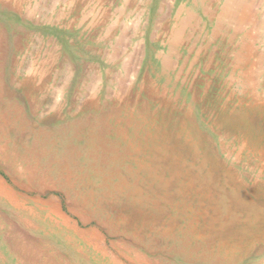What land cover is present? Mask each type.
Wrapping results in <instances>:
<instances>
[{
	"label": "rangeland",
	"instance_id": "1",
	"mask_svg": "<svg viewBox=\"0 0 264 264\" xmlns=\"http://www.w3.org/2000/svg\"><path fill=\"white\" fill-rule=\"evenodd\" d=\"M224 1L0 0V264H264V0Z\"/></svg>",
	"mask_w": 264,
	"mask_h": 264
},
{
	"label": "bare ground",
	"instance_id": "2",
	"mask_svg": "<svg viewBox=\"0 0 264 264\" xmlns=\"http://www.w3.org/2000/svg\"><path fill=\"white\" fill-rule=\"evenodd\" d=\"M128 1V0H127ZM203 0H201V2H202ZM252 1V0H251ZM250 0H226V1H224L225 2V4H224V6H223V8H222V10L221 11H223V13L224 14H226V15H229V14H231V13H239V16H240V19H241V21H246V19H247V17H248V15L249 14H252V12H253V3H250L251 2ZM159 2V1H158ZM262 2V1H261ZM150 4V3H149ZM202 4V3H201ZM149 6V5H148ZM203 6V5H202ZM205 6V5H204ZM220 6V5H219ZM204 8V7H203ZM179 10V9H178ZM204 10V9H203ZM255 10V9H254ZM208 11V10H207ZM206 11V12H207ZM209 13H212V11L209 9ZM260 11V10H259ZM162 12V11H161ZM178 12V11H177ZM176 12V13H177ZM202 12V11H201ZM257 12V11H256ZM193 13V12H192ZM191 12H189L188 14H192ZM255 13V12H254ZM187 14V13H186ZM220 14V13H219ZM222 14V13H221ZM157 15V14H156ZM225 15V16H226ZM163 16V15H162ZM189 16V15H188ZM209 16V15H208ZM254 16V15H253ZM187 17V16H186ZM192 17V16H191ZM195 17H197V15L195 16ZM219 17V16H218ZM221 17V16H220ZM219 17V18H220ZM255 17V16H254ZM178 18V17H177ZM184 19H185V17H183ZM232 18H234L233 16H232ZM188 19V18H187ZM190 19V18H189ZM236 18H234V20H235ZM248 19H251V17L249 16V18ZM253 19V18H252ZM159 21H160V19H158ZM157 20V21H158ZM229 20H230V18H229ZM237 20V19H236ZM182 21V20H181ZM240 21V20H239ZM240 21V22H241ZM249 21V20H248ZM218 22H219V20H218ZM217 22V23H218ZM227 23H228V20L226 21ZM230 22V21H229ZM236 22V21H235ZM179 23H180V21H179ZM182 23H186V21L184 20V22H182ZM253 24H254V22H252ZM176 24V23H175ZM198 24V23H197ZM219 24V23H218ZM224 24V23H223ZM229 24V23H228ZM248 24L249 23H247V26H248ZM183 25V24H182ZM181 25V26H182ZM190 26V25H189ZM246 25H244V27H245ZM259 26V25H258ZM184 27V26H183ZM190 27H192V26H190ZM220 27V26H219ZM226 27V26H225ZM119 28V27H118ZM229 28V27H228ZM184 29V28H183ZM226 29V28H225ZM235 29V28H234ZM251 29V28H250ZM217 30V29H216ZM212 32H213V30H211ZM228 31V30H227ZM232 31H233V29H232ZM238 31V30H237ZM251 31V30H250ZM200 32H201V30H200ZM215 32V31H214ZM236 32V31H235ZM244 32V31H243ZM248 32V31H247ZM189 33V32H188ZM220 33V32H219ZM215 34V33H214ZM234 34V33H233ZM233 34H231V35H233ZM204 35V34H203ZM202 35V36H203ZM248 35V34H247ZM189 36V35H188ZM230 36V35H229ZM251 36V35H250ZM254 36V35H253ZM234 37V36H233ZM213 38V37H212ZM244 38V37H243ZM255 38H256V36H255ZM248 39H250L249 37H248ZM252 39V38H251ZM212 40V39H211ZM231 40V39H230ZM245 40V39H244ZM253 40H254V38H253ZM173 41V40H172ZM241 41H243L242 39H241ZM194 42V41H193ZM241 44V43H240ZM248 44V43H247ZM250 44V43H249ZM214 47H215V45H214ZM241 47H244V46H242L241 45ZM170 49V48H169ZM252 50H253V48H251ZM238 50H240V49H238ZM255 50V49H254ZM233 52V51H232ZM241 52V51H240ZM255 52V51H254ZM223 53H224V51H223ZM251 53V52H250ZM211 54V53H210ZM237 54V53H236ZM239 54V53H238ZM237 54V55H238ZM252 54V53H251ZM250 54V55H251ZM241 55V54H240ZM249 54H247V56H248ZM263 55V54H262ZM241 58V57H240ZM247 59V58H246ZM237 60V62H238V59H236ZM189 61V60H188ZM186 62V61H185ZM243 62V61H242ZM166 63V62H165ZM164 63V64H165ZM241 63V62H240ZM169 64V63H168ZM167 64V65H168ZM236 64V63H235ZM172 65V64H171ZM200 65H201V63H200ZM255 65V64H254ZM248 66V65H247ZM166 67V66H165ZM247 68V67H246ZM254 68V67H253ZM248 69V68H247ZM250 69V68H249ZM254 70V69H253ZM250 78V77H249ZM253 79V78H252ZM254 81V80H253ZM248 82V81H247ZM255 82V81H254ZM241 84V83H240ZM243 84V83H242ZM256 84V83H255ZM245 86V85H244ZM254 86V85H253ZM243 88V87H242ZM247 88V87H246ZM240 96V95H239ZM229 97V96H228ZM245 99V98H244ZM243 99V100H244ZM249 99V98H248ZM250 102H252L251 104H249L250 106L249 107H251V109L253 110V111H257V110H262V111H264V108H260V106H259V103H262V97H261V95L260 94H258V93H254V95H253V97H252V100H250ZM262 105V104H261ZM236 107V106H235ZM243 107V106H242ZM248 107V108H249ZM238 109H239V107H238ZM234 110V109H233ZM246 110V109H245ZM247 112V111H246ZM257 116V115H256ZM255 117V116H254ZM254 117H251V118H248L247 117V114L245 113V114H229V117L228 118H230L232 121H233V123H232V125L234 126V127H238V131L239 132H241L242 134L243 133H246V132H249L248 130H246V129H244L245 131H243L242 129H243V127H249L250 126V124L252 125V126H254L255 125V122H256V120L254 119ZM248 120H249V122H248ZM247 121V122H246ZM260 121V120H259ZM260 124V123H259ZM243 126V127H242ZM259 126V125H258ZM137 128V127H136ZM250 128V127H249ZM235 129V128H234ZM259 129V128H258ZM237 131V130H236ZM264 131V130H263ZM250 132H252V129H251V131ZM256 132V134L258 135V141H256V148H257V152L258 153H260L261 154V156H262V158L261 159H264V145L263 146H259V144L261 143L260 142V140H261V138H262V136H261V134L259 133V131L258 130H256L255 131ZM261 132V131H260ZM189 134V133H188ZM246 135V134H245ZM263 135H264V133H263ZM183 136V135H182ZM250 136V135H249ZM194 137V136H193ZM246 138V137H245ZM251 138V137H250ZM253 138V137H252ZM256 138V139H257ZM151 139V138H150ZM264 139V138H263ZM153 140V139H152ZM182 140V139H181ZM251 140V139H250ZM151 141V140H150ZM191 141V140H190ZM253 141V140H252ZM182 142V141H181ZM260 142V143H259ZM198 145V144H197ZM254 145V144H253ZM149 146V145H148ZM151 146V145H150ZM153 146V145H152ZM178 146H179V144H178ZM195 146V145H194ZM194 146H192V147H194ZM158 147V146H157ZM175 147V146H174ZM198 147V146H197ZM254 147V148H255ZM152 148V147H151ZM156 148V147H155ZM164 148V147H163ZM183 148V147H182ZM181 148V149H182ZM252 148V147H251ZM251 148H249V150H251L252 151V149ZM162 149V148H161ZM179 149V148H178ZM185 150V149H184ZM182 151V150H181ZM192 151V153H194L193 152V150H191ZM198 151V150H197ZM171 152V151H170ZM157 154V153H156ZM156 154H154L155 155V157H156ZM163 154V153H162ZM189 154H191V153H189ZM165 156H167V155H165ZM196 156V155H195ZM259 156V155H258ZM186 158V157H185ZM195 158V157H194ZM162 159V158H161ZM181 159H183V158H181ZM191 159V158H190ZM200 159V158H199ZM184 161V160H183ZM192 161H193V159H192ZM171 163V162H170ZM169 163V164H170ZM172 163H173V165H175L176 163H178V164H180V162H178V157H177V155L175 156V160L174 161H172ZM191 163V162H190ZM188 164V163H187ZM190 166V165H189ZM182 170H178L177 168V174L178 175H180V178H181V175L183 176V175H185L187 178H189L192 182H194V183H200V184H208V183H212L214 186H216V187H220L221 189H224V191H226V198H228L229 200H231V202H233V204L235 205L238 201H239V206H236L237 208H238V210L240 211V213H245V212H247V211H249L250 209L251 210H253L254 209V211L253 212H255V215H257V212H258V207L255 209V205L254 204H259L258 202L260 201V202H262L263 200H258L257 201V199L255 198L256 197V195H258L259 193H257L258 191H256L255 192V190L254 191H251L253 194H254V196L252 197V200H251V197H250V193L251 192H249V191H245V190H243L242 192H237L238 190L235 188V187H233L232 185H231V181H233L234 179L233 178H227L228 177V174L229 173H227L226 174V176H225V179H226V184L225 183H222V184H216V183H214V182H212V180H211V178L209 177L210 176V174H211V170L209 169V168H207V165H206V161H205V159H203L200 163H199V161L194 165V166H192V167H186L185 166V164H184V162H183V164H182V166L180 167ZM186 168V169H185ZM171 169H173V168H171ZM181 172V173H180ZM262 174V173H261ZM174 179V178H173ZM175 180V179H174ZM218 180V179H217ZM236 180V179H235ZM213 181H214V179H213ZM190 182V181H189ZM234 182H236V181H234ZM191 183V182H190ZM235 186V185H234ZM228 187V188H227ZM242 187V186H241ZM259 189V188H258ZM264 189V188H263ZM262 189V190H263ZM224 193V192H223ZM255 201H257V203H253V202H255ZM244 203H246V204H244ZM242 205H243V208H242ZM256 225V224H255ZM251 228V227H250ZM253 229V228H252ZM230 256V255H229Z\"/></svg>",
	"mask_w": 264,
	"mask_h": 264
}]
</instances>
